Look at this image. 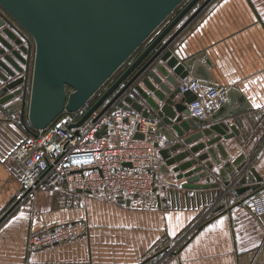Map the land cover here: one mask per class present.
<instances>
[{
  "label": "water",
  "instance_id": "water-1",
  "mask_svg": "<svg viewBox=\"0 0 264 264\" xmlns=\"http://www.w3.org/2000/svg\"><path fill=\"white\" fill-rule=\"evenodd\" d=\"M183 1L0 0V105L10 114L18 113L30 134L49 126L65 110L75 112L110 81ZM199 1L191 0L70 127H79L98 110L101 115L113 106L152 122L158 120L155 134L166 140L163 148L156 143L164 160L161 168L171 172L173 166L176 180H185L181 188L195 191L191 200H215L222 185L234 182L237 187L232 193L245 201L264 188V179L250 167L246 154L232 159L223 141L239 136L229 120L250 105L243 94L230 88L225 102L211 115L203 119L193 116L189 105L196 94L181 91L180 80L191 72L203 86L220 85L213 83L201 61L205 55L180 59L172 48L179 34L212 0H205L166 39ZM223 208L221 205L217 210Z\"/></svg>",
  "mask_w": 264,
  "mask_h": 264
},
{
  "label": "crops",
  "instance_id": "crops-1",
  "mask_svg": "<svg viewBox=\"0 0 264 264\" xmlns=\"http://www.w3.org/2000/svg\"><path fill=\"white\" fill-rule=\"evenodd\" d=\"M204 1L200 0L166 39ZM172 48L180 59L205 55L201 61L213 83L244 95L250 109L229 120L240 134L223 143L232 159L246 154L252 162L250 167L264 179V0H212L179 34ZM192 77L190 72L188 78ZM218 107L204 100L208 116ZM28 133L20 115L10 114L0 105V209L6 212L23 191V170L13 160V151ZM159 141L160 148L166 146L164 137ZM159 150L162 186L147 197L121 199L117 194L87 195L59 187L19 203L0 224V264H158L163 258L161 264H264V215L255 216L237 204V195L232 192L220 202L217 196L209 201L191 200L195 191L181 188L185 180H176L173 166L171 172L162 170L164 160ZM221 205L224 208L218 211ZM79 221L89 223L82 237L26 253L29 234ZM168 248L172 251L166 255Z\"/></svg>",
  "mask_w": 264,
  "mask_h": 264
},
{
  "label": "built area",
  "instance_id": "built-area-1",
  "mask_svg": "<svg viewBox=\"0 0 264 264\" xmlns=\"http://www.w3.org/2000/svg\"><path fill=\"white\" fill-rule=\"evenodd\" d=\"M179 87L183 92L190 90L196 94L189 109L201 119L208 116L204 100L220 106L227 98L226 87H205L193 77L180 81ZM93 99L75 112L65 110L46 128L34 130L35 134L28 133L14 149L13 160L23 170L21 202L59 187L87 195L117 194L121 199L147 197L161 188L156 146L160 141L155 134L158 120L152 122L141 114L113 106L101 115L98 110L79 127H70L89 111L95 102ZM136 134L142 137L137 138ZM216 176L214 173L213 177ZM234 185V182L230 186L222 185L217 202L231 193ZM241 199L237 196L236 202L255 216L264 215V188L245 201ZM5 213L0 209V224ZM88 229L87 221H79L31 233L26 241V253L82 237ZM163 261L164 258L158 264Z\"/></svg>",
  "mask_w": 264,
  "mask_h": 264
},
{
  "label": "rangeland",
  "instance_id": "rangeland-1",
  "mask_svg": "<svg viewBox=\"0 0 264 264\" xmlns=\"http://www.w3.org/2000/svg\"><path fill=\"white\" fill-rule=\"evenodd\" d=\"M190 1H191V0H184V1L179 5V7H178V8H177V9H176V10H175V11H174V12L168 17V19H167L164 23H166V22L169 23L171 20H173V18L176 17V16L179 14V12H180V11H179L180 8H181L185 3H187V2L189 3ZM188 3H187V4H188ZM190 16H191V15H190ZM188 18H189V17H188ZM164 23H163V24H164ZM167 23H166V24H167ZM108 83H109V81H108ZM108 83H107V85H108ZM107 85H106V86H107ZM106 86H105V87H106Z\"/></svg>",
  "mask_w": 264,
  "mask_h": 264
},
{
  "label": "snow or ice",
  "instance_id": "snow-or-ice-1",
  "mask_svg": "<svg viewBox=\"0 0 264 264\" xmlns=\"http://www.w3.org/2000/svg\"><path fill=\"white\" fill-rule=\"evenodd\" d=\"M256 107H259V105H255ZM222 223V222H221Z\"/></svg>",
  "mask_w": 264,
  "mask_h": 264
}]
</instances>
